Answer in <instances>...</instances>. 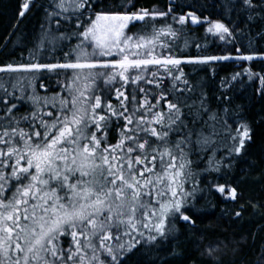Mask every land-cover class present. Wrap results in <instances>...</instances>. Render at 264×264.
<instances>
[{
    "label": "snow or ice",
    "instance_id": "6c2138e0",
    "mask_svg": "<svg viewBox=\"0 0 264 264\" xmlns=\"http://www.w3.org/2000/svg\"><path fill=\"white\" fill-rule=\"evenodd\" d=\"M33 2L20 4L19 18ZM224 7L264 12V0H226ZM95 9L93 0H51L45 8L48 27L41 24L39 42L30 52L34 62L0 66V73L21 74L15 82L11 77L0 82V264H125L138 247L167 242L177 223L196 225L202 189L186 187L194 175L190 155L194 145L209 148L218 133L205 135L195 125L205 114L213 125L220 116L202 100L198 108L185 105L193 115L192 127L185 121L179 96L193 88L181 65L252 61L255 56L240 48L235 55H175L181 33L173 24L207 22V32L221 41L234 34L225 23L202 21L193 12L157 27L158 20L172 15L171 4L167 11ZM73 21V28L61 30ZM135 22L144 24L138 32L129 27ZM46 51L54 62L40 59ZM45 73L57 77L61 92H36L31 81ZM245 73L260 81L258 91L264 95V75L245 69L232 81ZM222 84L231 87L227 80ZM39 87L49 90L43 83ZM24 104L27 111L18 115ZM114 123L117 139L112 143ZM223 124L231 134L227 119ZM231 139L229 157H209L206 170L231 167L225 161L240 156L251 140L248 125L238 124ZM214 187L237 199L235 188ZM217 250L208 244L202 255L213 260Z\"/></svg>",
    "mask_w": 264,
    "mask_h": 264
},
{
    "label": "trees",
    "instance_id": "16d2710c",
    "mask_svg": "<svg viewBox=\"0 0 264 264\" xmlns=\"http://www.w3.org/2000/svg\"><path fill=\"white\" fill-rule=\"evenodd\" d=\"M24 0H0V66L7 64L34 62L30 52L39 42L41 24L48 27L45 19V8L51 0H34L30 10L23 18H19V6ZM96 11L124 12L136 11L140 8H149L167 11L169 4L173 13L167 20H158L161 24L173 23L172 16H179L193 12L201 18L211 21H220L232 31L233 37L229 41H221L218 36L207 32L208 23L193 25L191 21L180 26L173 24L180 33L176 41L174 54L181 57H198L209 55H222L231 52L235 55V48H240L245 54H253L252 61H216L209 64L185 63L181 67L187 80L192 86L191 92L179 96L180 106L184 112V119L192 127L193 115L185 105H194L198 108L201 101L212 112H218L220 122L213 125L205 114L195 125L197 131L203 130L209 135L215 130L218 135L213 136L215 141L206 150L193 146L190 159L193 161V178L186 187L191 189L198 184L202 191L197 192L199 203L195 227L179 222L175 231L167 242L156 245L138 247L129 254L125 264H264V95L260 94V81L253 76L243 74L235 81L232 76L244 73L249 69L252 74L264 75V12L259 8L252 13L240 12L239 9L228 12L224 7L226 0H93ZM259 3V0H257ZM134 4V8H128ZM85 15H88L85 13ZM251 15L252 19H248ZM75 22L64 24L61 27L73 28ZM132 32H138L143 27L142 22L130 24ZM187 42V43H185ZM73 44L75 41L72 42ZM197 45L200 47L197 48ZM67 50V49H65ZM55 56L63 58L62 52ZM53 59L50 51H46L40 59ZM21 74L0 73V82L20 79ZM61 82L63 77H60ZM229 81L231 87L223 85ZM32 85L40 96H52L61 92L57 87V77L45 73L42 79H32ZM48 86V92L39 85ZM118 87L120 85H117ZM31 91V87H29ZM128 91H131L129 87ZM19 94V93H18ZM0 95H3L0 92ZM223 95L230 97V101L221 99ZM115 96V91H112ZM175 100L174 95L170 97ZM113 104L119 101L113 99ZM29 105L24 104L19 114L27 111ZM193 109V111L195 110ZM227 108L225 113L223 109ZM227 119L231 125V134L223 124ZM204 121H208L205 125ZM122 123V122H121ZM247 124L250 129L251 140L246 141L245 148L240 156L232 155L226 163L231 167H222L219 172L208 169V158L224 160L229 157V149L233 147L231 135L235 134L238 124ZM117 132L115 123L110 134V141L115 143ZM172 139L176 136L173 134ZM228 185L237 191V199L228 197L227 193L220 194L215 185ZM243 206L240 217L235 213ZM208 244L217 246L214 259L206 255L205 247Z\"/></svg>",
    "mask_w": 264,
    "mask_h": 264
}]
</instances>
